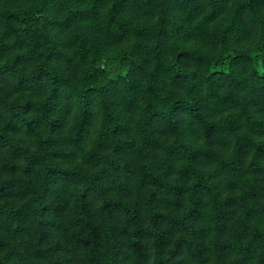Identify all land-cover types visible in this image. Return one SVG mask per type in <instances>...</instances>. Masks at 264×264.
Masks as SVG:
<instances>
[{"label":"trees","instance_id":"16d2710c","mask_svg":"<svg viewBox=\"0 0 264 264\" xmlns=\"http://www.w3.org/2000/svg\"><path fill=\"white\" fill-rule=\"evenodd\" d=\"M0 264H264V0H0Z\"/></svg>","mask_w":264,"mask_h":264}]
</instances>
